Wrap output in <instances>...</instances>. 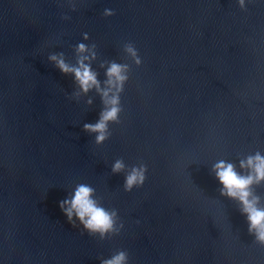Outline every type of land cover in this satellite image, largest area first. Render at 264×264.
Segmentation results:
<instances>
[{"label":"water","instance_id":"water-1","mask_svg":"<svg viewBox=\"0 0 264 264\" xmlns=\"http://www.w3.org/2000/svg\"><path fill=\"white\" fill-rule=\"evenodd\" d=\"M81 43L101 88L110 63L128 66L101 144L84 131L100 94L74 96V76L49 60L76 65ZM257 152L264 0H0V264H100L120 250L127 264H264L212 171L224 160L246 175L240 161ZM140 166L144 183L125 191ZM80 184L117 211L118 235L101 241L68 222L59 205ZM252 191L264 207V182Z\"/></svg>","mask_w":264,"mask_h":264},{"label":"clouds","instance_id":"clouds-1","mask_svg":"<svg viewBox=\"0 0 264 264\" xmlns=\"http://www.w3.org/2000/svg\"><path fill=\"white\" fill-rule=\"evenodd\" d=\"M240 5L243 7L244 0H240ZM103 14L105 17H109L115 13L110 9H105ZM84 38L88 39L87 34ZM125 51L135 59L137 64L140 63L132 44H126ZM76 52L78 56L76 65L67 63L63 53L51 54L49 60L62 74L74 76L75 83L80 89V92L73 94L74 96L78 97L80 93L86 94L93 89L100 94L105 106L104 110L95 124L84 125V131L95 133L96 143L101 144L109 136V122H117L118 120L121 111L119 94L123 91V85L128 79L126 75L128 66L115 62L110 63L106 71L105 87L101 88L97 73L92 70L90 63L87 62L90 57L85 55V53H90L91 58L94 59V51L81 43L76 46ZM124 167L123 161L117 160L113 165L112 172L114 174L120 173ZM240 168L246 169L247 174H240L234 164L220 160L213 166L212 171L222 186L221 195L238 201L241 206V213L247 217L249 234L255 237L256 243L264 246V207L260 206V198L252 191L253 185L264 182V155L257 152L248 156L240 161ZM145 172L144 166L133 167L125 178V191H131L134 186L142 185L145 180ZM93 196L94 189L92 187L80 184L71 199L60 202V209L69 223H72L75 217L88 235H98L101 241L110 235H118L119 229L116 228L117 211L104 208L97 200L93 199ZM120 227L122 228L123 224ZM127 261L128 253L120 250L110 258H101L100 264H127Z\"/></svg>","mask_w":264,"mask_h":264}]
</instances>
